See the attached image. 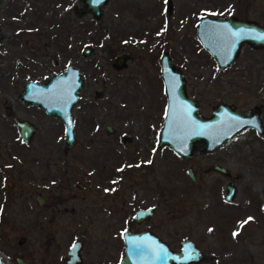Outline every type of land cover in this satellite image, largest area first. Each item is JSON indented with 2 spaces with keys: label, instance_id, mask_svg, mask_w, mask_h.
Listing matches in <instances>:
<instances>
[{
  "label": "rangeland",
  "instance_id": "obj_1",
  "mask_svg": "<svg viewBox=\"0 0 264 264\" xmlns=\"http://www.w3.org/2000/svg\"><path fill=\"white\" fill-rule=\"evenodd\" d=\"M82 7L81 0H0V253L7 258L0 264H18L16 256L23 264H67L66 248L77 239L81 264H114L122 231L136 229L151 230L173 249L191 239L202 259L190 264H264V48L242 43L219 69L195 35L204 15L263 24L264 0H107L97 19L78 13ZM85 45L92 47L86 56ZM121 51L129 56L116 69ZM161 51L184 74L186 94L202 114L219 101L241 113L257 107L263 131L245 127L189 158L158 146ZM67 62L83 83L71 110L73 140L63 152L61 120L21 103L18 93L25 80H45ZM12 115L36 126L28 143ZM214 162L228 175L206 170ZM8 179L11 190L3 186ZM227 183L234 185L231 200L223 197ZM153 203L152 216L133 221L136 208ZM98 205L107 212H96Z\"/></svg>",
  "mask_w": 264,
  "mask_h": 264
},
{
  "label": "water",
  "instance_id": "obj_2",
  "mask_svg": "<svg viewBox=\"0 0 264 264\" xmlns=\"http://www.w3.org/2000/svg\"><path fill=\"white\" fill-rule=\"evenodd\" d=\"M81 2L83 7L78 8V13L90 12L97 19L101 15V6L107 0H81ZM195 35L201 47L212 57L219 69L231 64L242 43L254 48H264V23L240 19L233 15L199 17L195 24ZM91 51L90 45L80 49V53L84 56ZM128 55L126 51L116 55L114 67L120 68ZM159 72L165 94V108L157 134L158 146H166L177 155L189 158L197 152L212 150L245 127L253 128L257 133L263 131L257 107L251 108L248 113H241L232 103L220 101L214 105L208 116L202 115L198 110L197 101L186 94L184 74L166 51H161L159 54ZM81 85L80 72L71 62H67L63 71L53 73L45 80L39 82L25 80L18 95L22 103L40 107L48 116L61 120L64 150L71 146L73 140L71 110L77 103V92ZM12 119L20 140L28 142L36 126L27 119L17 117ZM103 128L106 133L113 132L109 124H104ZM207 170L228 175V170L216 162L209 165ZM187 174L191 179L194 178L190 167L187 168ZM4 187L11 190L12 181H5ZM261 193L264 207V184ZM233 194L234 185L227 183L224 199L231 200ZM36 202L41 204L42 197L36 195ZM151 214V207L136 208L131 217L133 221L139 222L147 219ZM121 239L123 250L115 264H190L202 259L201 250L189 238H182L178 249L171 248L166 241L148 229L124 230ZM23 240L24 237H19L18 243ZM79 245V241L75 240L66 248L65 263L75 264L80 261ZM189 256L191 258L186 259ZM14 259L18 264L24 263L19 256Z\"/></svg>",
  "mask_w": 264,
  "mask_h": 264
},
{
  "label": "flooded vegetation",
  "instance_id": "obj_3",
  "mask_svg": "<svg viewBox=\"0 0 264 264\" xmlns=\"http://www.w3.org/2000/svg\"><path fill=\"white\" fill-rule=\"evenodd\" d=\"M0 31H1V26H0ZM1 38H2V31H1V37H0V39H1ZM121 52H122V51H121ZM121 52H120V53H121ZM126 52H127V51H126ZM117 55H118V54H117ZM115 56H116V55H115ZM128 56H129V55H128ZM114 58H115V57H114ZM126 59H127V58H126ZM126 59H125V60H126ZM212 60H213V59H212ZM114 61H115V59H114ZM114 61H113V63H114ZM124 62H125V61H124ZM123 64H124V63H123ZM123 64H122V65H123ZM72 65H73V64H72ZM73 66H74V65H73ZM113 67H114V65H113ZM114 68H115V67H114ZM116 69H119V68H116ZM78 71H79V70H78ZM55 73H56V72H55ZM81 79H82V78H81ZM82 83H83V79H82ZM81 86H82V85H81ZM184 87H185V85H184ZM79 90H80V89H79ZM78 92H79V91H78ZM78 92H77V93H78ZM18 95H19V93H18ZM188 96H189V95H188ZM190 97H191V96H190ZM18 98H19V96H18ZM192 98H193V97H192ZM194 99H195V98H194ZM19 100H20V99H19ZM195 100H196V99H195ZM196 101H197V100H196ZM20 102H21V101H20ZM219 102H220V101H219ZM21 103H22V102H21ZM197 103H198V101H197ZM23 104H24V103H23ZM27 105H29V104H27ZM214 105H215V104H214ZM214 105H213V107H214ZM213 107H212V108H213ZM212 108H211V110H212ZM198 110H199V105H198ZM211 110H210V112H211ZM199 112H200V111H199ZM210 112H209V114H210ZM8 113L11 114V112H10L9 110H8ZM71 113H72V112H71ZM200 113H201V112H200ZM201 114H202V113H201ZM209 114H208V115H209ZM202 115H204V114H202ZM208 115H204V116H208ZM258 115H259V114H258ZM13 117H16V116H15V115H12V116H11V119H12ZM17 118H18V117H17ZM72 118H73V116H72ZM18 119H25V118H18ZM12 121H13V119H12ZM73 122H74V120H73ZM13 123H14V121H13ZM106 124H107V123H106ZM103 127H104V125H103ZM103 129H104V128H103ZM29 141H30V140H29ZM29 141H28V142H29ZM28 142H23V143H28ZM65 151H66V150L63 149V152H65ZM211 164H212V163H211ZM211 164H210V165H211ZM188 167H190L191 170H192V167H191V166H188ZM188 167H187V168H188ZM206 170H207V167H206ZM186 172H187V171H186ZM189 178H190V177H189ZM190 179H191V178H190ZM8 180H9V179H8ZM5 181H7V180H5ZM5 181H4V183H5ZM4 183H3V186H4ZM12 183H13V182H12ZM13 186H14V184H13ZM4 188H5V187H4ZM224 192H225V191H224ZM36 195H39L40 197H42L40 194L36 193V194L34 195L35 202H36ZM223 195H224V193H223ZM42 199H43V197H42ZM43 201H44V199H43ZM36 203H37V202H36ZM42 203H43V202H42ZM42 203H41V204H42ZM37 204H38V203H37ZM41 204H39V205H41ZM98 207H99V208H98ZM98 207H97L98 209H95V211L98 212L99 214H100L101 212L103 213L104 211L107 212L106 209L104 208V205H98ZM144 208H146V207H144ZM151 208H152V214H151V216H152L153 213H154V203H153V206H152ZM104 216H105V214H102V216H101V218H102V220H103V222H102L103 224L105 223ZM131 216H132V215H131ZM131 218H132V217H131ZM136 230H138V229H136ZM123 231H124V230H123ZM123 231H122V232H123ZM121 235H122V233H121ZM77 240H78V239H77ZM121 240H122V239H121ZM180 240H181V239H180ZM74 241H75V240H74ZM78 241H79V243H80V245H79V249H78V253H79V256H80V261H79L77 264H81V262H82V256H81L80 250H81V247H82V243H81L80 240H78ZM71 243H72V242H71ZM71 243H70V244H71ZM122 243H123V242H122ZM122 250H123V249H122ZM119 257H120V256H119ZM65 259H66V258H65ZM117 260H118V259H117ZM115 263H116V262H115ZM115 263H114V264H115ZM98 264H101V261H100V263H98Z\"/></svg>",
  "mask_w": 264,
  "mask_h": 264
},
{
  "label": "bare ground",
  "instance_id": "obj_4",
  "mask_svg": "<svg viewBox=\"0 0 264 264\" xmlns=\"http://www.w3.org/2000/svg\"><path fill=\"white\" fill-rule=\"evenodd\" d=\"M0 257L7 260V258L2 253H0Z\"/></svg>",
  "mask_w": 264,
  "mask_h": 264
},
{
  "label": "snow or ice",
  "instance_id": "obj_5",
  "mask_svg": "<svg viewBox=\"0 0 264 264\" xmlns=\"http://www.w3.org/2000/svg\"><path fill=\"white\" fill-rule=\"evenodd\" d=\"M249 219H251V218H249ZM233 235H236V233H233ZM73 247H75V245H73ZM187 258H191V257L189 256V257H186V259H187Z\"/></svg>",
  "mask_w": 264,
  "mask_h": 264
}]
</instances>
